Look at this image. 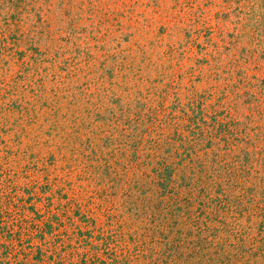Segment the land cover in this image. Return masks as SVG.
Masks as SVG:
<instances>
[{
  "label": "rangeland",
  "instance_id": "374dc122",
  "mask_svg": "<svg viewBox=\"0 0 264 264\" xmlns=\"http://www.w3.org/2000/svg\"><path fill=\"white\" fill-rule=\"evenodd\" d=\"M0 264H264V0H0Z\"/></svg>",
  "mask_w": 264,
  "mask_h": 264
}]
</instances>
